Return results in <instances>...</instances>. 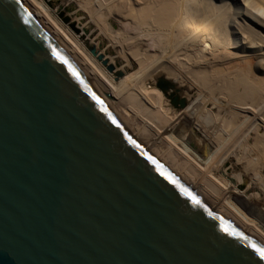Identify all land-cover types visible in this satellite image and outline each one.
<instances>
[{
    "label": "water",
    "instance_id": "obj_1",
    "mask_svg": "<svg viewBox=\"0 0 264 264\" xmlns=\"http://www.w3.org/2000/svg\"><path fill=\"white\" fill-rule=\"evenodd\" d=\"M256 249L264 217L123 102L43 0H0V264H264Z\"/></svg>",
    "mask_w": 264,
    "mask_h": 264
},
{
    "label": "bare ground",
    "instance_id": "obj_2",
    "mask_svg": "<svg viewBox=\"0 0 264 264\" xmlns=\"http://www.w3.org/2000/svg\"><path fill=\"white\" fill-rule=\"evenodd\" d=\"M68 1L78 13L66 0H43L113 92L154 131L264 217V186L261 180L255 174L254 177L252 174L250 176L240 161L226 154V163L243 178L239 177L224 165L222 157L213 152L211 148L214 149L213 144L217 142L202 128V123H207L209 109L192 97L189 88L181 83V79L185 81L186 73L203 79L202 75L207 73L209 67L228 65L236 60L255 62L264 73V0H121L113 11L111 7L106 9L111 0ZM82 17L89 21L108 45L115 43L114 52L96 37L88 22L81 20ZM115 17L132 23L145 37L153 35L162 53L158 59L139 68L144 60L141 58L144 49L134 51L137 59L128 65L131 72L138 65L133 77H128V72L114 59L115 53H123L131 45L127 37L118 38L124 32L122 26L118 34L113 35L109 31L107 21L111 25L119 24ZM205 45L209 47L207 50ZM89 49H95L105 65L90 55ZM204 50L206 53L201 60L190 62V58L186 59L188 55ZM164 68L171 69L178 77L174 78ZM151 76L150 89L143 87ZM204 77L211 81L206 75ZM201 96H207V91L202 90ZM163 102L173 114L182 116L183 124L194 131L202 142L162 109ZM261 116H254L247 125L237 128V131H242L243 138L253 135L251 131L258 125ZM214 118L210 117L212 127L209 125V128L217 131L221 124L218 125ZM249 143L246 141V147L257 154V167L261 163L260 150L256 146L253 149ZM222 153L225 154L224 151ZM215 169L220 171L219 177H216ZM249 179L257 191L248 185Z\"/></svg>",
    "mask_w": 264,
    "mask_h": 264
},
{
    "label": "rangeland",
    "instance_id": "obj_3",
    "mask_svg": "<svg viewBox=\"0 0 264 264\" xmlns=\"http://www.w3.org/2000/svg\"><path fill=\"white\" fill-rule=\"evenodd\" d=\"M66 1L70 4L68 0ZM118 1L121 0H111L107 3L109 4V6L106 9L111 7L113 11ZM70 6L78 13V11L71 4ZM100 18H103V15H100ZM115 19L120 25H111L110 22L107 21V25L110 29L109 31L113 35L118 34L120 32V26H122L124 32L123 34L119 35L118 38L127 37L131 41V45L127 51L123 53H115L114 59L128 72V77H133V75H135L133 73L137 72L138 70V65L134 70L132 69V72L131 69H129L128 65L132 63L133 60L137 59V57H134V51L139 48L144 49V53L141 55L142 57L140 56L141 58H144V60L142 61L143 63L139 66V68H143L145 65H148L156 58L158 59L162 55V53L159 50L157 44H155L156 38L153 35H148L147 37H145L141 33H139V31L133 26L132 23L126 22L127 20L117 17H115ZM81 20L84 22H88L89 27L96 35V37L103 41L104 44L110 49V51L114 52L113 49L115 47V43L108 45L104 41L102 36L96 31V29L89 23V21L85 20L83 17ZM63 21L65 20L63 19ZM205 47L206 50L209 48L207 45H205ZM89 53L93 57H96L98 61H102L101 57L96 53L95 49H89ZM205 53V50L195 52L194 55H188L186 59L190 58L188 59L190 62H195L197 59L201 60V58H203L202 56H204ZM101 63L102 65H105L104 61H102ZM223 65L209 67L210 69H207L208 71L206 70L207 73L204 75L209 77L212 82H208L206 77H204V75L202 74L201 75L203 76V79H200L198 75L186 73L183 78L185 81L181 79V83L189 88L192 97H195L198 102H200V104H204L202 106H206V108L209 109L207 123L205 125L202 123V128H205V132L217 142L216 144H213L214 149L210 147L213 152L222 157L224 165L229 167L232 171L234 170L226 163V154L227 156H232L234 160L240 161L243 164V167L247 169L246 171L250 172V176L251 174L253 177L254 174L258 176L261 180V184L264 186V73L261 71V69L258 68L255 62L248 63L242 60H236L232 63H228V65ZM107 69L109 71L111 70L109 67H107ZM163 70L169 72L174 78L178 77L177 73L173 72L171 69L164 68ZM116 77L119 76L116 75ZM152 77L153 76L148 78L143 87L150 89L149 87H151ZM226 82L227 84H225ZM202 90L207 91V96L200 97ZM153 94L157 95L156 93ZM162 107L164 111L166 110L169 113V116L174 118L177 124L182 126V128H184L186 131L189 130L193 136H195L200 142H202L194 131L183 124L182 116L173 114L166 106L165 102L162 103ZM212 107H214V109H210ZM259 115L262 116L260 119H258V125L251 131L253 135L250 134L249 137L246 136L243 138V136L241 135L242 131H237V128H240L245 124L247 125L251 118H253L254 116L258 117ZM176 117L179 118L175 119ZM210 117H215L214 119L217 120L216 123L218 125L219 123L221 124V128L218 127L217 131L216 129L214 130L213 128H211L212 126L211 124H209L211 122ZM200 120L203 121V118H201ZM220 121H223L224 124H222V122ZM209 125L211 126L210 128ZM211 129L213 131H211ZM219 130L221 132H218ZM236 134H238L239 136L238 139ZM239 138L241 139L239 140ZM246 141L250 142L249 145L253 149H255L256 146V148L260 150L259 155H261V163L257 167V161L255 158L257 154L254 153V150L246 147ZM227 147H229V150L227 149ZM221 150L224 151L225 154H223ZM253 167L254 169L252 170ZM219 172L220 171H218V169H215L216 177L220 176ZM238 176L241 177L240 175ZM247 183L255 191H257L253 187L251 179H249Z\"/></svg>",
    "mask_w": 264,
    "mask_h": 264
},
{
    "label": "snow or ice",
    "instance_id": "obj_4",
    "mask_svg": "<svg viewBox=\"0 0 264 264\" xmlns=\"http://www.w3.org/2000/svg\"><path fill=\"white\" fill-rule=\"evenodd\" d=\"M194 203H199L198 201H193ZM256 251L260 254L261 258L264 259V250L256 249Z\"/></svg>",
    "mask_w": 264,
    "mask_h": 264
}]
</instances>
